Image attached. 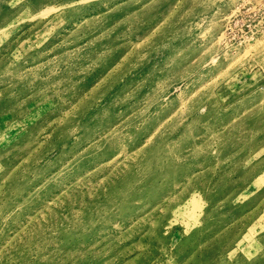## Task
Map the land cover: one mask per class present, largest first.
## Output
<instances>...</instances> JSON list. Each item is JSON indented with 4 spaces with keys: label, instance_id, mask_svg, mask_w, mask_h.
<instances>
[{
    "label": "rangeland",
    "instance_id": "rangeland-1",
    "mask_svg": "<svg viewBox=\"0 0 264 264\" xmlns=\"http://www.w3.org/2000/svg\"><path fill=\"white\" fill-rule=\"evenodd\" d=\"M0 264H264V0H0Z\"/></svg>",
    "mask_w": 264,
    "mask_h": 264
}]
</instances>
